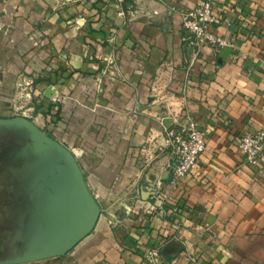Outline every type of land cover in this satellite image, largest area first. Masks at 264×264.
<instances>
[{
    "label": "crops",
    "instance_id": "1",
    "mask_svg": "<svg viewBox=\"0 0 264 264\" xmlns=\"http://www.w3.org/2000/svg\"><path fill=\"white\" fill-rule=\"evenodd\" d=\"M213 1L235 46L195 56L180 13L196 0H126L122 15L114 0H0V264H138L151 246L174 264H264V157L250 167L237 148L264 125V0ZM185 111L205 150L159 215L143 186L167 178L165 128ZM18 120H54L82 183ZM83 188L98 208L85 233Z\"/></svg>",
    "mask_w": 264,
    "mask_h": 264
},
{
    "label": "built area",
    "instance_id": "2",
    "mask_svg": "<svg viewBox=\"0 0 264 264\" xmlns=\"http://www.w3.org/2000/svg\"><path fill=\"white\" fill-rule=\"evenodd\" d=\"M114 1L119 7L118 14L122 15L121 6L125 1ZM169 10H173V7ZM180 16L183 39L192 43L195 56L201 53L203 48L218 53L225 47L235 46L232 39L216 32L219 26L231 27L233 21L228 17H222L213 0H196L195 5L182 11ZM112 62L110 56L109 63ZM205 138V130L200 128L196 117L187 111L173 119L165 128V141L170 154L167 178L146 181L143 186L148 193L147 197L159 201L156 205V212L159 215H165V203L180 187L182 179L197 166L205 150ZM237 148L243 156V164L258 168L264 157V125L256 131L241 135ZM138 264H174V261H166L159 246H151L147 248Z\"/></svg>",
    "mask_w": 264,
    "mask_h": 264
},
{
    "label": "water",
    "instance_id": "3",
    "mask_svg": "<svg viewBox=\"0 0 264 264\" xmlns=\"http://www.w3.org/2000/svg\"><path fill=\"white\" fill-rule=\"evenodd\" d=\"M126 2V0H124ZM18 124H22L24 127H26L28 130H30L34 136V145L33 146H49L52 147L54 149H56L57 151H59L60 153H62L64 155V157L70 162L71 166L74 169V172L76 174V176L78 177L79 181L82 183V177L78 174V169L76 166V163L74 162L73 158L71 157V155L58 143H56L54 140H52L51 138L47 137L44 133H42L40 130H38L37 128H35L33 125H31L30 123L23 121V120H18L17 122ZM84 192L86 197L88 198L89 202L92 205V209H93V213L92 216L90 218V221L85 229V232L89 231L93 225V222L98 214V208L96 207V205L94 204V202L92 201V199L88 196L85 188ZM146 196L148 195V193H146ZM81 235H77L75 237H73L68 243H66L65 245H63V247H61L58 251L54 252V253H50L46 256H51V255H60L62 253H64L65 251H67L77 240L78 238H80ZM35 258L38 257H29V258H25L24 261L27 260H33Z\"/></svg>",
    "mask_w": 264,
    "mask_h": 264
},
{
    "label": "rangeland",
    "instance_id": "4",
    "mask_svg": "<svg viewBox=\"0 0 264 264\" xmlns=\"http://www.w3.org/2000/svg\"><path fill=\"white\" fill-rule=\"evenodd\" d=\"M21 84H23L24 86H28L29 83L27 84L25 81H21ZM15 87L12 90L10 89L8 91V94H6V96L8 98L16 99V97H17V99L20 102H22L21 105H24V103L30 102L33 100V97H31V95L29 93H27L23 89H20V87L17 88V90H16ZM57 99H59V100H57ZM62 99H63V95L59 92H56L51 97V104L54 106H57V104L60 103L62 101ZM45 114L50 115V116H56L57 115V108H55L52 113H50V111L48 110ZM47 124L43 127V129L39 128V130H42L46 135L49 133L50 135H47V137L51 138L52 140H54L56 143H58L60 145V143L58 141H56L52 137V134H51L52 131L55 129L54 120L51 121V123H47ZM48 264H55V262L54 263L50 262Z\"/></svg>",
    "mask_w": 264,
    "mask_h": 264
}]
</instances>
